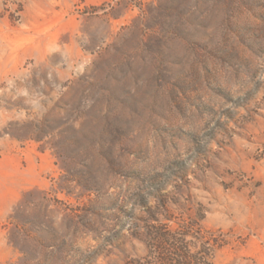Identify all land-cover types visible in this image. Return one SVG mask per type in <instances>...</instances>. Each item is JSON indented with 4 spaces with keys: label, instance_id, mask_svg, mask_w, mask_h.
Listing matches in <instances>:
<instances>
[{
    "label": "rangeland",
    "instance_id": "obj_1",
    "mask_svg": "<svg viewBox=\"0 0 264 264\" xmlns=\"http://www.w3.org/2000/svg\"><path fill=\"white\" fill-rule=\"evenodd\" d=\"M151 223L264 264V0H0V264H124Z\"/></svg>",
    "mask_w": 264,
    "mask_h": 264
},
{
    "label": "trees",
    "instance_id": "obj_2",
    "mask_svg": "<svg viewBox=\"0 0 264 264\" xmlns=\"http://www.w3.org/2000/svg\"><path fill=\"white\" fill-rule=\"evenodd\" d=\"M146 253L141 258L127 259L124 264H212L213 248L220 243L206 237L199 227L169 228L149 224L141 238Z\"/></svg>",
    "mask_w": 264,
    "mask_h": 264
}]
</instances>
